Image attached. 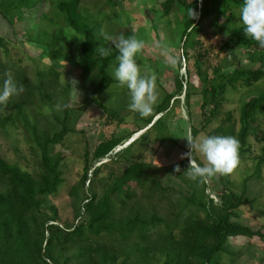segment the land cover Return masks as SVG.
<instances>
[{"label":"rangeland","instance_id":"obj_1","mask_svg":"<svg viewBox=\"0 0 264 264\" xmlns=\"http://www.w3.org/2000/svg\"><path fill=\"white\" fill-rule=\"evenodd\" d=\"M60 1L62 0H0V89L6 79V72H11L17 85L24 87V91L18 96H12L6 105L0 104V158L31 173L39 172L40 151L33 140L32 126L36 125L38 134L46 131L53 134L62 129L58 121H63L65 115L69 114L68 127L80 133L68 135L63 144L53 148L54 155L64 157L62 166L65 181L57 193L49 196L44 204L45 208H56L61 221L65 222L74 219V197L70 194V189L80 180L83 169L81 155L85 145L88 143L93 148L104 137L113 131L118 132L121 128L116 127L117 121L107 122L106 113L89 100L88 91L98 81L99 74H89L85 78L84 86L78 78L82 68L81 43L84 41L80 38L84 36L66 22L57 8ZM112 1L115 5L107 3V0H81L78 9L83 26L94 31L98 46L103 47L109 43L101 37V29L112 36L135 35L145 42L144 49L135 59L142 75L147 72L156 76L158 96L155 105L161 102L166 93L176 90L177 74L184 81L183 93L178 97L179 102L167 115L168 128L162 130L171 140L162 144L157 141V134L152 132L151 146H135L132 156L151 165L148 170L149 178L143 185L132 183L133 191L130 193L127 192L119 198L114 197L117 198L114 219L117 222L139 214L155 215L165 221H172L179 212L186 216L190 208L185 200L189 189L183 179L175 174L172 166L185 159L181 158V154L188 151L185 136L191 135L193 125L200 127L201 124V96L196 92L198 83L193 77V50L188 51L190 59L184 57V51L189 48L190 43L181 45L182 14L172 12L169 16L164 15L162 3L165 0ZM235 12L238 18L231 22H227L225 16H219L217 20L208 18L202 21L195 36L192 35L190 39L217 42L229 36L243 25L240 9ZM156 43L172 49L173 54L180 57L175 67L165 63V57L161 55L164 49L156 48ZM239 54L246 62L244 52L240 50ZM222 64L225 70L229 69L228 61ZM117 66L116 61L109 67L113 78ZM70 79L73 85L66 90ZM190 84L192 91L187 98L186 86ZM263 87L264 83L260 82L249 88L240 86L237 90L228 91V102L224 110L233 112L237 128L242 104L258 95ZM129 95L127 87H121L116 81L107 91L100 93L98 98L109 109L120 112L130 124L135 121L136 112L129 110ZM57 105H60L59 109ZM263 120H260L262 126ZM218 124L219 122L214 123L208 130ZM144 131L134 135L133 139L138 138ZM202 136H207V132H200L197 137ZM130 141L117 147L108 158L96 165L108 162L102 174L91 178L95 180L91 183L93 191L98 195H102L104 188L110 187L113 180L127 169V160L116 159V153L126 148ZM249 143L246 158L239 159L238 167L232 174L217 175L206 180V193L215 203L219 200L218 194L223 191L225 180L232 181L234 189L240 188L244 178L254 172L258 157L264 154V141L259 142L250 137ZM194 158L198 163H203L202 156L194 154ZM78 191V206L82 207L91 193L88 182L85 187L80 186ZM249 196L257 200L254 205H246L240 209V221L253 229L264 230V165L260 179L249 182ZM152 241L159 242L157 234L153 235ZM90 244L95 249L101 247L100 249L106 250L110 255L115 254L117 264L124 261H127L126 264H161L163 261L159 253H151L139 260L133 252L142 249L146 243L140 242L134 236L125 242L105 239L84 242L74 245L65 256ZM226 247L237 256H223L222 264H264L263 241L231 237L228 238Z\"/></svg>","mask_w":264,"mask_h":264},{"label":"trees","instance_id":"obj_2","mask_svg":"<svg viewBox=\"0 0 264 264\" xmlns=\"http://www.w3.org/2000/svg\"><path fill=\"white\" fill-rule=\"evenodd\" d=\"M243 2L244 0H165L162 3L164 15L169 16L172 12L182 14L181 45L190 43L189 48H184V57L190 59L188 51L193 50V77L198 83L196 92L201 96V124L200 127H191V136L195 138L205 131L207 136L234 137L239 141V159L246 158L250 137L259 142L264 141V125L260 123L261 118L264 119V87L258 95L242 104L239 128L233 112L225 111L224 107L228 102L229 90L264 83V48L247 37L244 25L217 42L190 37L195 36L200 23L208 18L217 20L219 16H225L227 22L236 20L238 17L235 10L240 9ZM107 3L115 5L112 0H107ZM80 4L81 0H62L57 4L70 27L84 36L81 43L82 68L78 78L84 86L89 74H99L98 81L88 91L89 100L106 113L107 122L117 121L116 127L121 129L104 137L93 148L88 143L85 145L81 155L83 169L80 180L70 189V194L74 197L72 221H61L56 208H45L44 205L46 199L56 194L65 181L62 166L64 157L54 155L53 148L63 144L68 135L80 133L68 127L69 114L65 115L63 121H58L62 129L53 134L48 131L38 134L36 125L32 126L33 140L40 151L39 172L31 173L0 158V264H117L115 254L110 255L101 247L95 249L91 244L69 256H65V253L74 245L84 242L98 239L125 242L133 236L146 243L142 249L133 252L139 260L151 253H159L163 260L161 264H222L223 256H237L226 247L228 238L246 237L264 242L263 229H253L240 221V209L246 205H254L257 200L249 196V182L260 179L264 154L258 157L254 172L244 178L240 188L234 189L233 182L225 177V186L222 193L218 194L219 200L216 203L206 193V181L200 183L185 175L184 171L189 164L185 158L177 163L181 169L179 172L176 171L177 164L172 169L189 189L185 196L189 204L187 207H190L186 216L179 212L174 220L165 221L155 215L136 214L125 220L115 221L116 199L133 191L132 183L143 185L149 178L148 170L151 165L132 156L134 148L138 144L143 148L151 146L152 132L157 134V141L162 144L171 140L162 130L168 128L167 115L179 102L184 81L177 74L176 90L166 93L161 102L153 106L149 116L142 117L136 112L135 121L129 124L120 112L109 109L98 98L100 93L107 91L116 82L109 67L116 62L118 52L110 43L103 46L111 49V54L107 57L96 51L100 46L94 31L85 28L81 22L78 11ZM191 8L198 14L195 19H191L188 14ZM240 50L244 52L246 62L239 54ZM227 61L229 69L225 70L222 63ZM72 85L70 79L65 89L69 90ZM191 85L186 86L187 98L191 95ZM216 122L219 124L208 130ZM143 130L145 131L138 138L133 139L134 135ZM127 141H130L128 146L116 153V159L127 160V169L113 180L110 187L104 188L102 195H98L93 191L91 183L95 180L91 178L102 174L108 162L96 165ZM87 182L91 193L80 207L78 189L80 186L85 187ZM154 234L159 237L158 243H152ZM126 263L124 261L120 264Z\"/></svg>","mask_w":264,"mask_h":264},{"label":"clouds","instance_id":"obj_3","mask_svg":"<svg viewBox=\"0 0 264 264\" xmlns=\"http://www.w3.org/2000/svg\"><path fill=\"white\" fill-rule=\"evenodd\" d=\"M191 19L198 14L191 8ZM240 19L244 25L247 37H251L264 48V0H244L240 8ZM100 35L104 41L109 42L117 50L116 61L118 66L114 71V79L121 87H127L130 94L129 110L138 112L142 117L149 116L153 106L157 102L156 76L141 70L135 59L136 55L145 47V42L135 35L112 36L102 29ZM84 40V37L80 38ZM156 48H163L161 55L165 57V63L171 67L179 62L180 57L173 54L172 49L166 48L161 43H156ZM101 55L107 57L111 54L110 48L98 47ZM6 79L0 89V104L6 105L12 96H18L24 91L23 85H17L11 72L5 73ZM60 105H57V109ZM188 151L181 154V158L189 161L185 175L200 183L217 175L227 176L234 172L239 164V141L231 136H185ZM194 154L203 157V163H198ZM180 166L176 165L179 172Z\"/></svg>","mask_w":264,"mask_h":264},{"label":"bare ground","instance_id":"obj_4","mask_svg":"<svg viewBox=\"0 0 264 264\" xmlns=\"http://www.w3.org/2000/svg\"><path fill=\"white\" fill-rule=\"evenodd\" d=\"M138 135V134H137Z\"/></svg>","mask_w":264,"mask_h":264}]
</instances>
